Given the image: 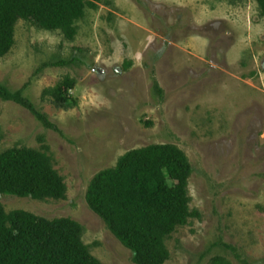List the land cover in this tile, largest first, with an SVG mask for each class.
Wrapping results in <instances>:
<instances>
[{
  "label": "rangeland",
  "instance_id": "obj_1",
  "mask_svg": "<svg viewBox=\"0 0 264 264\" xmlns=\"http://www.w3.org/2000/svg\"><path fill=\"white\" fill-rule=\"evenodd\" d=\"M68 40L29 20L0 58V83L28 108L0 98V150L48 147L65 198L0 193L7 212L72 218L103 264H137L89 206L91 180L126 152L172 143L194 167L192 218L167 240L166 264H213L223 256L264 264V17L256 0H95ZM78 61L53 66L60 60ZM76 81L74 106L44 90ZM239 255V256H238Z\"/></svg>",
  "mask_w": 264,
  "mask_h": 264
},
{
  "label": "trees",
  "instance_id": "obj_2",
  "mask_svg": "<svg viewBox=\"0 0 264 264\" xmlns=\"http://www.w3.org/2000/svg\"><path fill=\"white\" fill-rule=\"evenodd\" d=\"M241 1V0H233ZM264 17V0H256ZM95 0H0V58L16 43V26L29 20L42 29L60 31L76 39L87 9ZM76 57L53 66L76 63ZM76 81L66 76L44 95L61 107L74 106ZM0 98L29 110L46 126L56 128L47 115L24 96L0 83ZM57 129V128H56ZM194 167L187 153L172 143L151 144L123 154L115 166L98 172L87 192L89 206L115 236L134 253L137 264H166L167 240L179 227L200 216L191 208L190 178ZM0 193L37 200L62 199L67 193L47 146L43 150L13 147L0 150ZM84 227L72 218L47 219L26 210L7 212L0 202V264H103L83 240ZM239 256V255H238ZM242 264H252L241 256ZM213 264H232L223 256Z\"/></svg>",
  "mask_w": 264,
  "mask_h": 264
}]
</instances>
